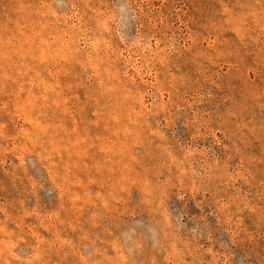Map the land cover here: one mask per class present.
I'll use <instances>...</instances> for the list:
<instances>
[{"label":"rangeland","instance_id":"1","mask_svg":"<svg viewBox=\"0 0 264 264\" xmlns=\"http://www.w3.org/2000/svg\"><path fill=\"white\" fill-rule=\"evenodd\" d=\"M0 264H264V0H0Z\"/></svg>","mask_w":264,"mask_h":264}]
</instances>
